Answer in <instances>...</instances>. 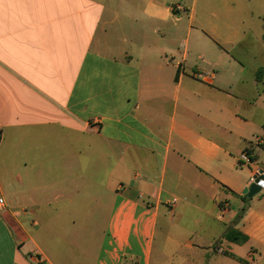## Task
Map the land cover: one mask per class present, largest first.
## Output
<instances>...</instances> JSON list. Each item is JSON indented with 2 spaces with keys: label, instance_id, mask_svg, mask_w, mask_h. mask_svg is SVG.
Here are the masks:
<instances>
[{
  "label": "crops",
  "instance_id": "crops-1",
  "mask_svg": "<svg viewBox=\"0 0 264 264\" xmlns=\"http://www.w3.org/2000/svg\"><path fill=\"white\" fill-rule=\"evenodd\" d=\"M254 136L264 0H0V264H264Z\"/></svg>",
  "mask_w": 264,
  "mask_h": 264
},
{
  "label": "built area",
  "instance_id": "built-area-1",
  "mask_svg": "<svg viewBox=\"0 0 264 264\" xmlns=\"http://www.w3.org/2000/svg\"><path fill=\"white\" fill-rule=\"evenodd\" d=\"M253 142L255 145H262L264 146V139L259 137V136H254L253 137ZM251 160V154L249 151H242L239 155V161L241 162H248ZM256 180V183L260 185V190H264V172H258L255 171L253 175L250 176L248 183H252ZM2 204V198H0V205ZM173 204V201L169 202V206H171ZM225 204V203H224ZM222 206V204H221ZM239 264H245L242 262H239Z\"/></svg>",
  "mask_w": 264,
  "mask_h": 264
},
{
  "label": "trees",
  "instance_id": "trees-1",
  "mask_svg": "<svg viewBox=\"0 0 264 264\" xmlns=\"http://www.w3.org/2000/svg\"><path fill=\"white\" fill-rule=\"evenodd\" d=\"M244 196V194L242 195ZM246 209V206L241 207L237 214V218H240L244 211ZM224 237L228 239L229 241L235 242V243H243L246 239L247 236L243 233H241L239 230L233 228V227H228L225 232H224Z\"/></svg>",
  "mask_w": 264,
  "mask_h": 264
},
{
  "label": "water",
  "instance_id": "water-1",
  "mask_svg": "<svg viewBox=\"0 0 264 264\" xmlns=\"http://www.w3.org/2000/svg\"><path fill=\"white\" fill-rule=\"evenodd\" d=\"M262 170H258L261 172ZM260 191V185L256 183V180L250 183L247 187L242 190L243 194H247L248 196H252Z\"/></svg>",
  "mask_w": 264,
  "mask_h": 264
},
{
  "label": "rangeland",
  "instance_id": "rangeland-1",
  "mask_svg": "<svg viewBox=\"0 0 264 264\" xmlns=\"http://www.w3.org/2000/svg\"><path fill=\"white\" fill-rule=\"evenodd\" d=\"M160 245V236L158 234L155 237V241L153 243V250H152V256H151V261L150 264H155L156 258H157V252H158V247ZM175 259V258H173Z\"/></svg>",
  "mask_w": 264,
  "mask_h": 264
}]
</instances>
